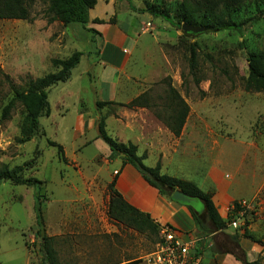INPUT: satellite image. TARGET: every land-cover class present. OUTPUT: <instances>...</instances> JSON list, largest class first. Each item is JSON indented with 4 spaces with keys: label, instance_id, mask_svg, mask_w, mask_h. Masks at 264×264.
Instances as JSON below:
<instances>
[{
    "label": "rangeland",
    "instance_id": "374dc122",
    "mask_svg": "<svg viewBox=\"0 0 264 264\" xmlns=\"http://www.w3.org/2000/svg\"><path fill=\"white\" fill-rule=\"evenodd\" d=\"M190 1L115 0L104 12L88 13L84 25H66L47 23L48 2L34 0L29 20L0 19V112L12 95L3 74L26 90L29 80L55 71L51 58L83 53L70 78L47 89L50 114L39 118L37 130H29L19 102L8 119L0 116V169L31 180H0V264H42V236L53 237L57 264H124L155 251L157 234L140 233L107 214L108 185L121 160L111 158L98 137L101 119L111 138L134 143L138 154H146L144 164L160 162L163 174L193 178L207 170L228 175L230 202L220 211L213 202L226 226L199 238L195 226L184 232L198 239L201 264H240L230 253L210 254L212 246L236 251L231 236L242 233L245 220L250 236L264 244V90H245L247 56L264 51V8L255 4L263 0H217L219 11L223 1L232 4L241 27L187 34L181 31V8ZM148 8L155 15L143 11ZM99 23L116 26L124 40L131 39L116 88L96 85L103 37L90 28ZM191 48L199 84L188 73ZM168 84L188 107L178 136L167 126ZM140 95L139 105L96 106L105 100L129 104ZM49 140L61 144L64 160ZM191 204L201 210L200 200ZM240 244L245 251L236 253L264 264L258 243L241 237Z\"/></svg>",
    "mask_w": 264,
    "mask_h": 264
},
{
    "label": "trees",
    "instance_id": "16d2710c",
    "mask_svg": "<svg viewBox=\"0 0 264 264\" xmlns=\"http://www.w3.org/2000/svg\"><path fill=\"white\" fill-rule=\"evenodd\" d=\"M32 1L34 0H0V19L29 20L31 18L29 5ZM44 1L48 2V6L44 12L46 22L52 23L55 20H60L66 25L70 23L84 25L87 23L89 10L97 3V0ZM255 4L259 9L264 8V0L261 2L255 1ZM218 7L217 0H192L188 2L187 5L184 3L181 8V21L188 25L198 22L203 25L207 31L231 29L238 30L239 27H241V23H236L233 19L234 10L232 9V4L223 1V6L220 11ZM143 11H150L151 13H154L149 8ZM161 15L166 21L170 23L173 22L172 18L169 17L168 14ZM90 30L97 32L94 28H90ZM187 34L192 33L187 32ZM82 54L83 53L81 51H75L67 58H51V66L55 69V71L46 73L44 76L38 77L34 80H29L26 90H20L17 88L9 81L8 75L3 74L4 79L9 84L12 95L1 108V119H8L14 105L16 102H19L25 109V120L27 121L29 130L31 132L37 130L39 118L50 114L47 89L60 82H66L71 76L72 69L79 63ZM247 61L248 76L245 82V90H264V51L249 52ZM196 67V52L194 48H191L188 73L192 76L195 83L199 84L201 78L196 76ZM183 82H185V80ZM168 93L171 114L169 116L170 121L167 123V126L175 136H178L184 124L188 107L181 96L169 84ZM142 96L143 95H140L139 97L133 99L129 104H122L121 102H115L113 100H105L97 101L96 106L98 108H103L108 105L116 104L131 107L133 105H139ZM97 131L98 137L108 145L110 157L120 158V168L125 165L132 166L147 185L158 191L159 196L167 197L170 202H175L172 200L171 195L175 190H180L187 196L200 200V211L196 210L192 206L191 202H175L177 204L184 205L189 210L196 228L195 235L198 238L207 234H215L217 231L222 230L226 226L228 220L219 216L217 209L213 204L212 194L210 192L203 191L191 181L161 173L160 162H156L153 167L145 165L143 161L146 159V154H138L137 146L132 142L122 143L111 138L106 133L105 122L102 119L97 122ZM48 143L56 148L59 157L64 160V153L61 144L50 140ZM117 177L118 172L108 185L110 199L107 206V214L111 218L127 224L140 233L157 234L158 240L160 226L163 224L168 225L173 229L182 231L176 227L173 221H165L162 218H159L156 221L154 218H156L157 214L140 211L138 208L133 206V204L127 202L119 190L115 188ZM0 180H12L15 183L20 184H28L31 181L30 179L24 180L20 176L14 175L7 168L0 169ZM234 206L236 210L239 209L237 203H234ZM37 218H39V216H37ZM246 223L247 220H245V224ZM245 224L240 235L231 236V243L234 249L236 251H245L240 244V238L242 237L253 243H258V245L261 246V251H263L264 244L250 236L247 232ZM52 239L53 237L42 236V264H57V258L52 247ZM236 251L232 250L231 252H222L215 248V246H212L210 255H212L213 258V256L230 253L235 260L240 262V264H260L259 259L248 261L245 257L236 253ZM195 252L197 255H200V252H198L197 249ZM124 264H132V262H126Z\"/></svg>",
    "mask_w": 264,
    "mask_h": 264
},
{
    "label": "crops",
    "instance_id": "0c3cea01",
    "mask_svg": "<svg viewBox=\"0 0 264 264\" xmlns=\"http://www.w3.org/2000/svg\"><path fill=\"white\" fill-rule=\"evenodd\" d=\"M100 1L101 0H97L96 5L89 10L90 17L95 15V13L104 12V6L113 3L115 0H102L104 1V5L102 6L98 5ZM115 27L116 26L113 28L112 25L108 26L106 23H99L98 26L94 28L103 37L102 49L99 52V62L101 65L98 63L102 71L100 77L96 80V85L99 87H117L121 58L125 56L127 51L132 50L131 39L126 38L124 40L122 34ZM135 29L136 28H134V30ZM201 172L202 171L196 173L197 177L187 178L182 175L183 177L181 178L188 181L190 180L200 189L204 188V191L210 192L212 194V201L220 211L225 208L226 204L231 200V194L228 192V187L230 185L229 177L220 171L215 172L206 170ZM116 187L123 198L140 211L151 214L155 213L158 219L162 218L165 221H173L178 229L184 230L181 231L182 233L185 231H192L191 228L194 227V222L189 210L184 205L175 202H166L161 199L158 191L147 185L132 166L125 165L119 168ZM179 216L180 219H178ZM183 223H186L188 227H184Z\"/></svg>",
    "mask_w": 264,
    "mask_h": 264
},
{
    "label": "built area",
    "instance_id": "2783aa9c",
    "mask_svg": "<svg viewBox=\"0 0 264 264\" xmlns=\"http://www.w3.org/2000/svg\"><path fill=\"white\" fill-rule=\"evenodd\" d=\"M197 238L168 225H161L159 241L153 253L132 260V264H201L196 254Z\"/></svg>",
    "mask_w": 264,
    "mask_h": 264
},
{
    "label": "water",
    "instance_id": "95a60500",
    "mask_svg": "<svg viewBox=\"0 0 264 264\" xmlns=\"http://www.w3.org/2000/svg\"><path fill=\"white\" fill-rule=\"evenodd\" d=\"M181 31L183 33L189 32L192 34H197V33H201L203 31H205V28L202 26H193V25L183 24L181 27ZM171 198L173 201L181 202V203H189L193 200V198L187 196L186 194H184V192H182L180 190H175L172 193Z\"/></svg>",
    "mask_w": 264,
    "mask_h": 264
}]
</instances>
